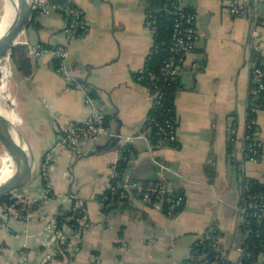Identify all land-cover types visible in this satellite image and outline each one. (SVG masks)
Wrapping results in <instances>:
<instances>
[{
    "label": "crops",
    "instance_id": "crops-1",
    "mask_svg": "<svg viewBox=\"0 0 264 264\" xmlns=\"http://www.w3.org/2000/svg\"><path fill=\"white\" fill-rule=\"evenodd\" d=\"M72 1L87 18L80 36L68 41L61 11L34 9L19 40L46 45L68 42L72 70L90 86L106 111L108 124L121 136L100 135L89 140L82 153L69 144L59 145L49 172L51 196L31 202L46 190L41 163L51 145L60 141L61 125L85 118L91 109L81 89H66L55 58L29 53L28 75L12 62L7 77L3 67L18 115L13 127L29 151L33 177L13 191L29 206L28 218L1 211L0 203V264H44L46 224L75 202L84 208L78 251L69 261L59 257L61 264H174L190 256L193 244L212 223L222 230L224 248L235 258V247L244 235L237 209L236 161L264 183V101L256 119L262 156L258 162L245 160L240 150L250 94L249 44L258 21L231 14L228 0H180L197 15L198 39L177 77V144L153 145L145 131L153 101L148 87L136 78L154 42L146 24L149 0ZM5 3L0 0V16ZM263 16L264 4L258 18L264 62ZM127 135L135 136V153L126 173L140 180H156L163 173L185 193V203L174 215L166 213L158 199L145 203L133 197L108 210L100 205L98 196L109 184L117 145ZM113 139L119 140L111 145ZM231 144L236 149L234 157L228 149ZM24 250L29 252L27 259L22 258ZM183 254L187 256L181 258ZM256 264H264V254Z\"/></svg>",
    "mask_w": 264,
    "mask_h": 264
},
{
    "label": "built area",
    "instance_id": "built-area-1",
    "mask_svg": "<svg viewBox=\"0 0 264 264\" xmlns=\"http://www.w3.org/2000/svg\"><path fill=\"white\" fill-rule=\"evenodd\" d=\"M32 11L40 9L43 13H48L52 9L61 11L65 19L64 32L68 41H71L77 36H80L87 27V18L85 11L78 6L74 1L67 0L64 2L52 0H30ZM264 0H228L227 8L230 13L237 16H251L258 22L256 23L250 41L251 53L248 59L250 70V94L248 101V113L245 121V135L241 152L244 154V159L258 162L262 156V145L257 135V112L261 109L264 101V62L254 53L259 51L261 30L259 28L260 21L258 20L261 13V5ZM166 8L175 13L173 43L170 47L171 55L164 59L159 72H147L145 66L140 68L136 75L138 81L146 80V86L150 91L153 101L152 107L164 106L166 92L164 88L171 83L172 79L176 78L184 69L188 54L196 47L198 33L196 28L197 15L195 12H187L185 6L180 0H166ZM156 10L153 8L146 10V24L156 33ZM264 22V16L262 18ZM28 46L29 53L34 56H48L59 60L56 70L66 79V89L78 88L85 93V101L90 106V113L83 119L69 120L61 125L60 141L52 144L44 154L41 163V176L47 180L46 190L39 196L32 197L31 202L47 201L51 196V186L49 183L50 167L56 158L58 146L61 144H69L79 153H82L89 140L95 139L100 135H117L112 127L107 122L106 111L100 105L98 98L91 93L90 86L84 78L75 74L70 64V46L69 43H61L57 45H44L38 42L21 41ZM17 42V43H18ZM158 48L154 42L149 50L150 57ZM11 53L6 57L4 66L7 70V77L11 72L12 65ZM4 72V70H3ZM6 77V78H7ZM164 109L170 115L165 121L158 122L153 115H148L145 122V131L150 136L151 126L158 125V133L160 137L153 145H172L177 141V114L174 107L165 106ZM121 143L118 147V154L110 168V181L107 188H111L113 194H117L120 198L132 199L137 197L145 203L153 202L158 199L167 203L166 213L174 215L179 208L185 203V193L176 187L171 180L166 178L161 173L160 178L156 180H140L131 177L126 172L120 173L117 169L118 162L124 157L125 149L131 152L133 157V148L135 136L127 135L120 138ZM234 141V137L231 138ZM236 149L230 151L231 157H234ZM161 168L165 169V165L158 162ZM238 174L240 179V199L237 206L241 221L251 219L253 217L261 220L264 217V194H252L250 192V184L244 164L239 163ZM121 180L116 184L112 182V178L120 177ZM16 195V194H15ZM98 200L102 208L106 206L107 195L98 196ZM80 202H75L73 210L79 211ZM3 212H11L17 219H25L30 216L29 208L18 207L16 202L11 204H3L1 207ZM59 213L50 218L46 224L47 239L44 242L45 251L43 255L44 264H61L57 259L62 257L70 260L74 256L78 247L76 239L82 229L83 220L79 219V225L68 222L73 218V214L64 216V219L59 218ZM251 228L243 229V239L240 244L236 245L237 256L233 258L230 253L224 248L222 242V230L216 223H212L207 227L205 233L198 239L205 247L200 254L192 256L183 264H249L246 262L250 257L248 251L249 241L247 236ZM261 255V254H260ZM29 252L22 251V258L27 259ZM93 260H99V256L91 254ZM260 258V257H259ZM259 258L257 260H259ZM18 264V263H17ZM174 264H178L175 262ZM252 264H256L253 262Z\"/></svg>",
    "mask_w": 264,
    "mask_h": 264
},
{
    "label": "trees",
    "instance_id": "trees-1",
    "mask_svg": "<svg viewBox=\"0 0 264 264\" xmlns=\"http://www.w3.org/2000/svg\"><path fill=\"white\" fill-rule=\"evenodd\" d=\"M52 1H60L64 2L67 0H52ZM166 0H149V4L147 6V9L153 8L156 10L155 17H156V33L154 35L155 42L158 45V48L156 51L150 56L147 57L145 68L147 72H159L161 66L164 63V59L171 55L170 47L173 43V29H174V21H175V13L169 9L166 8ZM39 10V9H38ZM185 10L187 12H193V10L189 9L188 7H185ZM46 45V44H44ZM50 46V45H47ZM255 56H258L261 60L262 57L260 55V52L257 51L254 53ZM11 58L14 64L18 66L22 70V72L26 75L31 73V59L29 55V49L28 46L24 43L18 42L16 43L12 49H11ZM59 60L55 59V67L58 65ZM137 77V75H136ZM178 77V76H177ZM177 77L172 79L171 83L167 85L166 88H164V91L166 92V99L164 106L160 107H151L148 115H153L155 119L158 122H164L166 118H168L170 115L167 113V111L164 109L165 106H172L175 109L174 105V98H175V91L177 89ZM138 78V77H137ZM144 85L148 83L147 79L140 81ZM158 125H152L151 131H150V138L153 143H156L160 137V133H158ZM177 141L175 143H172V145H176ZM118 147L120 145H117ZM233 145H229V152L232 150ZM133 155L135 153V148H133ZM124 157L118 162L117 169H119L120 173L126 172V169L128 167V163L130 161L131 152L127 149L123 151ZM132 155V156H133ZM236 164L238 166L239 162L236 161ZM122 178L115 177L112 178V182L116 184L118 181H120ZM45 186H47V180L43 178ZM149 181V180H147ZM248 182L250 184V192L252 194H264V183L260 182L258 179L254 177H248ZM107 195L106 206L103 208L104 210H108L114 206L118 205H124L127 202H130V199L128 198H120L117 194H113V191L111 188H106L103 192L100 193L99 196ZM157 200V199H156ZM16 202V205L18 207H28V205H23V202L20 200L19 195L13 194V192H10L7 195H4L0 197V203L1 204H11ZM184 205V204H183ZM183 205L179 208V210L183 207ZM74 204L68 208V209H62L59 212V218L64 219V216L73 214V218H71L68 222L72 224L79 225V219L82 218L84 214V208L80 207V210L75 212L73 210ZM165 210L167 208V203L164 202ZM242 229L251 228L250 233L247 236V240L249 241V247L248 251L250 253V257L247 258L246 262L249 264H252L253 262H258V258L260 257V254H264V217L261 220H258L257 218L253 217L251 219H247L241 222ZM205 245L201 242H196L192 246V252L191 255L195 256L197 254H200L202 249H204ZM190 257L183 259L178 262V264H183L186 261L189 260Z\"/></svg>",
    "mask_w": 264,
    "mask_h": 264
},
{
    "label": "water",
    "instance_id": "water-1",
    "mask_svg": "<svg viewBox=\"0 0 264 264\" xmlns=\"http://www.w3.org/2000/svg\"><path fill=\"white\" fill-rule=\"evenodd\" d=\"M32 5L30 0H17V12L8 29L0 36V80L6 57L11 53L12 47L18 42L20 33L32 19ZM9 104L14 108L13 99ZM119 139H113L114 145ZM0 142L13 159L16 169L13 175L0 183V197L27 185L33 177V167L28 149L24 146L19 133L13 127V121L0 114Z\"/></svg>",
    "mask_w": 264,
    "mask_h": 264
},
{
    "label": "bare ground",
    "instance_id": "bare-ground-1",
    "mask_svg": "<svg viewBox=\"0 0 264 264\" xmlns=\"http://www.w3.org/2000/svg\"><path fill=\"white\" fill-rule=\"evenodd\" d=\"M17 12V0H6L4 10L0 16V36L8 29L9 25L12 23ZM8 99L7 95L2 90V79L0 80V114L13 122L16 121L18 115L14 108L12 107H4L1 105V98ZM16 165L11 158V156L7 153L4 158L2 165L0 167V183L9 179L13 173L15 172Z\"/></svg>",
    "mask_w": 264,
    "mask_h": 264
},
{
    "label": "rangeland",
    "instance_id": "rangeland-1",
    "mask_svg": "<svg viewBox=\"0 0 264 264\" xmlns=\"http://www.w3.org/2000/svg\"><path fill=\"white\" fill-rule=\"evenodd\" d=\"M6 81H7V79L5 78V75L2 74V90L7 95L8 99H12L11 98V94H10V92L8 90V86H7ZM1 105L4 106V107H11L9 102H8V100H6L4 97L1 98ZM0 147H1L0 148V167H1L2 162H3V158L7 154V150L3 146V144H0ZM186 256H187L186 254H183V255H181V258H185Z\"/></svg>",
    "mask_w": 264,
    "mask_h": 264
}]
</instances>
